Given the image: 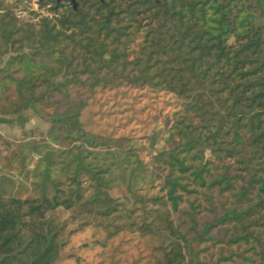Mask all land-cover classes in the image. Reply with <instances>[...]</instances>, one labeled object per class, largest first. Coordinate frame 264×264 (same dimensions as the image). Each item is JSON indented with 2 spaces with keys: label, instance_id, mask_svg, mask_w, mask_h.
Masks as SVG:
<instances>
[{
  "label": "trees",
  "instance_id": "1",
  "mask_svg": "<svg viewBox=\"0 0 264 264\" xmlns=\"http://www.w3.org/2000/svg\"><path fill=\"white\" fill-rule=\"evenodd\" d=\"M1 4L0 12L8 13L12 3ZM121 8L120 4L112 12H102L101 19L87 17L64 28L45 21L33 30L29 24L5 23L0 15V49L8 52L18 46L20 51L0 68V114L32 110L53 126L68 117V124L54 127L64 130L67 143L61 145L55 135L51 142L74 156L77 153L79 164L73 176L50 183L51 197L45 196L42 183L39 197H15L11 192L16 182L7 175L0 177V264H105L103 255L121 234L134 235L136 240L114 249L111 264H193L185 254L190 238L173 215L184 198L198 189L228 194L236 207L231 214L201 226L199 241L221 244L217 241L225 227L236 223L234 236L225 245L249 246L252 241L246 251L253 257L251 263L264 264L261 34L251 24L249 37L247 26L242 30L248 34L222 35L228 26L194 28L182 21L173 27L177 35L166 41L159 32L118 12ZM59 77L62 83L55 81ZM111 84L120 90L126 87L132 100L148 97L153 108L157 103L156 119L162 124L157 135L178 146L152 156L144 147L133 148L132 141L121 145L112 138L78 134L76 114L86 106V98L96 88ZM72 95L77 103L69 99ZM204 99L210 107L201 104ZM78 143L86 149L78 150ZM90 147L117 150L124 163L121 170L129 167L130 177L148 172L160 180L156 173L167 174L168 166H159L158 160L168 158L172 172L189 173L195 188L187 189L178 178L167 177L161 187L166 190L163 198L150 191L137 205L133 204L140 196L137 192L114 198L112 170L95 166L104 160ZM186 158L191 165H186ZM15 159L11 151L2 172L14 174ZM150 159L155 170L145 168ZM41 177L46 179L47 173ZM146 203L155 211L147 210Z\"/></svg>",
  "mask_w": 264,
  "mask_h": 264
},
{
  "label": "rangeland",
  "instance_id": "2",
  "mask_svg": "<svg viewBox=\"0 0 264 264\" xmlns=\"http://www.w3.org/2000/svg\"><path fill=\"white\" fill-rule=\"evenodd\" d=\"M9 3L12 4L9 7L8 13L5 11L0 12V15L5 17L4 22L17 25L29 24L32 26V30L39 27L45 21L53 22L58 28H64L68 24H77L87 17L101 19L103 18L102 12H112L111 9L105 8L91 11L84 10L83 17H77L64 22V20L62 21L61 14H56L54 10L47 6L40 8L37 2L34 3L35 6H32L24 4L21 0H0L2 6L7 7ZM261 3H264V0H261ZM215 7L216 4H214L210 12L204 8H197L195 17L187 12L189 25H194V28L207 27L217 30L219 26H226L228 24L229 29L221 33L222 35L225 33L236 34V32L248 34L242 30V27L247 26L249 31L251 23H253V28L254 26L256 28L259 26L264 27V9L253 11L252 8H248L242 14H239L242 11L237 13L232 12L230 15L224 17V10H215ZM118 12H124L133 19H136L150 31L159 32L166 41H170L171 36L177 35L173 28L171 31H168L165 26H160L154 19L146 18L144 14L134 8L122 7ZM247 13H253L256 17ZM224 19L228 23H225ZM0 25H3L2 20H0ZM174 26H179V22L174 24ZM258 32L260 33V31ZM251 33L249 31V37ZM18 49V46H14L8 52L5 49L0 53L1 59L5 61L8 57L19 55L20 51ZM55 81L62 83L64 80L59 77ZM75 87L76 85L70 84L71 90H76ZM126 91V87L120 90L116 84L98 87L91 91L86 98V106L76 114L77 124L74 126L76 127L75 130H78V134L80 132L96 136L97 138H112L113 140H118V143L121 145L126 144V141H132L134 143L132 144L133 148L144 147L152 156L174 150L178 146L175 142L164 140L162 135H157L161 132L160 128L162 127V124L156 119L159 113V105L156 103L153 108V100L148 97L132 100ZM136 91L139 92L141 89L137 87ZM69 99L76 103L78 102V98L73 95ZM201 104L205 107L211 106L208 99L202 100ZM139 107H144L145 110L139 111ZM63 120L64 123L60 120L53 126L51 122L38 118L32 110H28L16 117L13 122L8 123L6 128L8 132L2 131L3 136L0 139V165L2 168L11 151H13L16 153L15 161L18 167V170L12 175L3 172V175H7L16 182V190L14 192H11L10 186H5L8 193L11 192L13 196L18 198H37L41 194V187L45 184V196L51 197L53 195L50 186L51 182L69 178L77 173L79 164L76 157L78 154L76 153L74 156L66 148L56 146L51 142V135H55L59 136L61 145L67 143V141H63L64 130L55 129L62 124H68V117H64ZM153 140L155 145L151 147ZM82 147L86 149V145L78 143V150H81ZM88 150L91 153L101 154L104 160V162L98 161L95 165L96 167L103 169L105 166H110L113 173L112 196L114 198L129 197L131 193L137 192L140 196L133 200L134 205L138 204L139 199H144L146 195L143 194L147 191H150V194L158 193L157 197L163 198L166 190L161 187L167 177L178 178L180 183L185 185L187 189L195 188V183L189 173L180 174L179 172H172L169 167L171 160L168 158L158 160L160 161L159 166H168L167 174L156 173L160 177V180H158L148 172H145L143 177L135 175L130 177L131 171L129 167L121 170L124 163L119 159L117 150L94 147H90ZM107 153L110 155L107 156ZM146 164L145 168L150 166V170H155L156 164L151 162V159L150 163L146 162ZM186 165H191L187 158ZM23 166L26 168L25 172L21 169ZM33 172L36 173V178L33 177ZM44 172L47 173L46 179L41 177ZM40 183H42L41 187L39 186ZM197 191L195 194L186 196L184 202L179 206V212L173 215V219L180 230L187 233L190 238L189 246L185 248L188 263L252 264L253 257L246 252L252 246V241L249 246L243 244L233 247L225 245L226 241L233 238L236 223L225 227V231L222 233L223 237L217 241L221 242V244L199 241L201 226L215 221L218 217L231 214L236 207H232L234 202L231 201V197L228 194H220L216 189H198ZM226 207L227 209L224 211ZM146 209L155 211L156 207L146 203ZM132 240H136V236L130 234H121L115 238L111 242L107 252L103 255L102 259L105 264H111V255L114 249L121 243ZM93 255H95L94 258L96 259L97 253Z\"/></svg>",
  "mask_w": 264,
  "mask_h": 264
},
{
  "label": "flooded vegetation",
  "instance_id": "3",
  "mask_svg": "<svg viewBox=\"0 0 264 264\" xmlns=\"http://www.w3.org/2000/svg\"><path fill=\"white\" fill-rule=\"evenodd\" d=\"M37 3L40 8L47 6L56 14H61L64 22L83 17L84 10L91 11L100 8L113 10L121 4L122 7L136 9L146 18L154 19L157 24L165 26L168 31H171L177 22L180 24L182 21H188L187 12L195 17L197 8H204L210 12L214 4H216L215 10H224V17L232 12L242 11L239 13L242 14L248 8H252L253 11L264 9V3H261V0H37ZM247 14L253 15V13ZM225 23L228 21L225 20ZM251 25L253 27V23ZM226 26L229 27L228 24ZM254 29L260 31V39L264 42V27L254 26Z\"/></svg>",
  "mask_w": 264,
  "mask_h": 264
},
{
  "label": "crops",
  "instance_id": "4",
  "mask_svg": "<svg viewBox=\"0 0 264 264\" xmlns=\"http://www.w3.org/2000/svg\"><path fill=\"white\" fill-rule=\"evenodd\" d=\"M4 51V49H0V53L1 52H3ZM12 55H13V53H11ZM9 58V57H8ZM0 59H1V56H0ZM1 61H2V64H0V68H2V67H4V63H5V61H3L2 59H1ZM25 112H23V113H18V114H16V115H9V116H4V115H1L0 114V139L2 138V136H3V134H2V131H6V132H8L7 130H6V128H7V125H8V123L9 122H13L14 121V119L16 118V117H18V116H20V115H22V114H24ZM10 133V132H9ZM1 176H3V172H2V170H1V165H0V177Z\"/></svg>",
  "mask_w": 264,
  "mask_h": 264
},
{
  "label": "built area",
  "instance_id": "5",
  "mask_svg": "<svg viewBox=\"0 0 264 264\" xmlns=\"http://www.w3.org/2000/svg\"><path fill=\"white\" fill-rule=\"evenodd\" d=\"M24 4L35 6L34 3L37 2V0H21ZM38 4V3H37Z\"/></svg>",
  "mask_w": 264,
  "mask_h": 264
}]
</instances>
